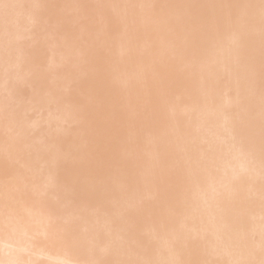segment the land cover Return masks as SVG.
<instances>
[{"label": "bare ground", "instance_id": "obj_1", "mask_svg": "<svg viewBox=\"0 0 264 264\" xmlns=\"http://www.w3.org/2000/svg\"><path fill=\"white\" fill-rule=\"evenodd\" d=\"M0 264H264V0H0Z\"/></svg>", "mask_w": 264, "mask_h": 264}]
</instances>
